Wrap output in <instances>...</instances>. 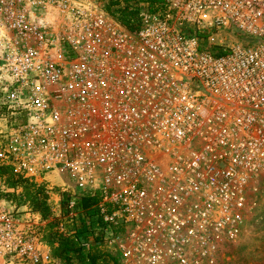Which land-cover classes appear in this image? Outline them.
<instances>
[{
    "label": "built area",
    "instance_id": "built-area-1",
    "mask_svg": "<svg viewBox=\"0 0 264 264\" xmlns=\"http://www.w3.org/2000/svg\"><path fill=\"white\" fill-rule=\"evenodd\" d=\"M0 94V165L119 264H215L262 200L264 0H0ZM38 214L0 198V264H60Z\"/></svg>",
    "mask_w": 264,
    "mask_h": 264
},
{
    "label": "rangeland",
    "instance_id": "rangeland-1",
    "mask_svg": "<svg viewBox=\"0 0 264 264\" xmlns=\"http://www.w3.org/2000/svg\"><path fill=\"white\" fill-rule=\"evenodd\" d=\"M107 9L109 8L107 7ZM227 35H230V33L227 32ZM245 40H249V39L245 38L244 41ZM3 100L4 99L0 94V128H4V123H5V121L1 119V116L5 115V111H6L3 104ZM49 175L51 176V181L49 179L48 180L49 182L53 181L55 183H58L59 181H62V182H66V184L70 182L68 176L64 173H62V175L56 173H51ZM2 179L4 181V177H2ZM2 184L4 185L2 188L10 189L9 191L4 192L3 191L4 189L1 190L0 188V198L2 199L3 203L6 201V199L10 198L12 201H15V203L18 206L19 204L22 205L25 201L27 202L29 200L30 197L29 194L30 190L28 189L30 187L28 185L29 183L25 185L18 184L19 185L18 187L21 188L18 191L15 190L14 186L7 185L6 181H4ZM262 196L263 197L260 204L258 205L257 209L254 211L252 216L246 222L239 237L235 241L224 245L219 250L215 264H264V193L262 194ZM66 201L67 200L62 198L59 201L56 200V202L50 199L43 212H38L39 213L38 215L40 217L39 224H40L41 235L43 240L46 238V232H47L46 225L48 223H52L54 227H56L59 223H61L62 230L59 231L61 232L67 231L69 234H73V231L77 228V226L81 224V222L83 223V218L88 216L85 215V213L83 212L84 209L82 210L79 207L75 206L73 208V212H75V216H73L72 218L67 217L68 207ZM53 203H58L59 208L55 207ZM28 206L30 207L29 202H28ZM86 236H87L86 239H83L82 242L85 240L86 241L89 240V242H91L92 241L91 239L95 235L89 233ZM48 246L50 247L49 244ZM80 246L82 250H85L83 249L81 243ZM92 248H94V250H96L95 252L99 255L96 258L97 264H110L107 258L103 255L102 250L104 249L102 247L94 243Z\"/></svg>",
    "mask_w": 264,
    "mask_h": 264
},
{
    "label": "trees",
    "instance_id": "trees-1",
    "mask_svg": "<svg viewBox=\"0 0 264 264\" xmlns=\"http://www.w3.org/2000/svg\"><path fill=\"white\" fill-rule=\"evenodd\" d=\"M130 1V0H125ZM147 3V7L151 8L154 3L161 0H144ZM110 1L109 5L114 4L115 2ZM114 16L127 28L132 29L133 20L135 19V10L129 8L125 5L120 8H115L113 10ZM239 39V37H237ZM0 176L4 177L7 185L14 186L16 184H28L30 187L29 200L30 207L33 211L43 212L46 208V195L43 193V185L37 184L32 181H26L20 176L14 175L8 166L0 165ZM93 198L82 196L78 199L76 204L80 209H85L88 205L93 203ZM46 238L44 239L51 247V253L53 256L57 257L60 261V264H97L96 258L99 256L94 250L93 245L97 241V235L94 236L91 240L93 243L88 247L84 253L80 243L83 239H86V235L91 233L88 232V228L84 222L79 224L77 228L73 231V234H69L67 231L61 232L56 229L52 223L46 225ZM77 243H76V242ZM98 251V250H97ZM103 255L107 258L110 264H119L117 258L109 253L106 249L102 250Z\"/></svg>",
    "mask_w": 264,
    "mask_h": 264
},
{
    "label": "crops",
    "instance_id": "crops-1",
    "mask_svg": "<svg viewBox=\"0 0 264 264\" xmlns=\"http://www.w3.org/2000/svg\"><path fill=\"white\" fill-rule=\"evenodd\" d=\"M49 174H51V173H49ZM49 174L46 175V179H47V180L50 179V181H51V176H50ZM48 182H49V181H48ZM49 183L54 184V186H55V185L61 184V183H63V182H62V181H59L58 183H55V182L52 181V182H49ZM64 183H66V182H64ZM52 200L55 201L54 198H52ZM46 205H47V204H46ZM47 245H48V244H47ZM49 248H50V247H49ZM83 252L85 253L86 250H83Z\"/></svg>",
    "mask_w": 264,
    "mask_h": 264
}]
</instances>
